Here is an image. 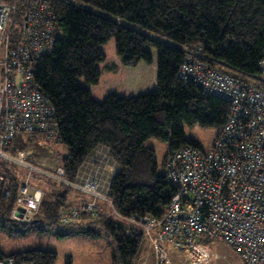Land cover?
Returning a JSON list of instances; mask_svg holds the SVG:
<instances>
[{
  "label": "trees",
  "instance_id": "obj_1",
  "mask_svg": "<svg viewBox=\"0 0 264 264\" xmlns=\"http://www.w3.org/2000/svg\"><path fill=\"white\" fill-rule=\"evenodd\" d=\"M71 1L50 0L55 44L50 54L34 60V82L54 107L55 145L66 147L61 166L67 180L75 181L93 160V153L100 147L106 149L107 160L116 170L108 196L117 214L100 219L81 214L77 222L61 224L60 211L75 205L70 196L73 189L49 181L34 218L16 221L10 214L21 174L16 165L0 162L4 177L0 181V224L18 232L53 229L59 237H104L112 264H139L145 248L143 230L126 218L161 216L175 193L157 170L155 151L145 141L156 137L169 142L166 164L174 150L198 145L185 138L184 124L199 123L219 129V134L230 111L223 98L181 79L180 67L191 51L197 54L194 59L223 69L240 82L261 79L264 0ZM154 61L152 90L118 92L126 68ZM46 137L39 131L21 132L6 150L14 155L16 150L47 144ZM8 257L15 264H54L57 253L30 249L7 254L0 248V259Z\"/></svg>",
  "mask_w": 264,
  "mask_h": 264
},
{
  "label": "built area",
  "instance_id": "obj_2",
  "mask_svg": "<svg viewBox=\"0 0 264 264\" xmlns=\"http://www.w3.org/2000/svg\"><path fill=\"white\" fill-rule=\"evenodd\" d=\"M54 36L50 0H0V162L26 170L10 214L16 221H31L42 203L43 189L30 182L34 174L93 197L62 209L61 224L77 222L81 214L100 219L107 215L106 204L112 208L98 169L69 181L61 165L39 169L33 150H16L14 155L6 150L21 132L58 138L54 107L35 84L33 73L34 60L53 51ZM195 55L189 51L179 77L226 100L227 121L210 150L186 144L170 153L163 174L175 193L161 216L132 215L126 220L142 228L153 264H203L208 255L195 246L216 240L233 247L243 264H264V53L258 63L262 78L247 82ZM106 166L115 171L108 161ZM0 264L15 262L8 257Z\"/></svg>",
  "mask_w": 264,
  "mask_h": 264
},
{
  "label": "rangeland",
  "instance_id": "obj_3",
  "mask_svg": "<svg viewBox=\"0 0 264 264\" xmlns=\"http://www.w3.org/2000/svg\"><path fill=\"white\" fill-rule=\"evenodd\" d=\"M126 74L128 76L117 88L118 92L136 94V91L139 90L147 92L153 89L152 85L154 83L149 74L145 73L146 77L144 80L146 79L147 83L145 81L141 82L136 72L129 70ZM150 80L151 82L149 83L148 81ZM114 86H116V83ZM124 89L130 91H124ZM183 130L187 140L194 141L205 151L213 147L219 131L216 128L201 126L199 123L192 125L184 124ZM47 139L51 143L38 144L29 148L33 150V158L37 161L38 168L44 170L47 168L54 169L61 165V160L66 153V147L55 145L56 140ZM145 145L154 149L157 170L163 173V170L165 171V159L169 152V142L156 137H150L145 141ZM89 163L92 164L93 160L91 159ZM16 167L19 174H21V181H23L26 178V170L19 164ZM16 175L18 176V174ZM30 179L32 185L42 188L43 191L48 187L49 180L37 174H34L33 177L31 176ZM72 194L76 193H70V196ZM75 197L78 200L81 198V195L76 194ZM105 207L107 215H116L109 204H106ZM85 236L87 237L88 235ZM76 238L69 236L59 237L53 229L43 233L30 228L24 232H18L14 228L12 230L10 226L4 227L0 224V248L7 254L30 249H44L57 253V259L54 264H66L67 259H70V264H112L111 248L104 237L88 236V239ZM143 247L145 248L140 255L139 264H153L152 250L146 241ZM195 248L203 250L208 255L206 262L203 264H243L241 256L233 247L223 241L200 242ZM173 256L175 258L179 257L176 252H173Z\"/></svg>",
  "mask_w": 264,
  "mask_h": 264
},
{
  "label": "crops",
  "instance_id": "obj_4",
  "mask_svg": "<svg viewBox=\"0 0 264 264\" xmlns=\"http://www.w3.org/2000/svg\"><path fill=\"white\" fill-rule=\"evenodd\" d=\"M129 70H131L132 72H136L137 73L136 75H139L138 76L139 80L141 82L145 81V83H147L146 79L144 80V78L146 77L145 73L149 74L152 77V81L154 83L152 85V87L155 86V78H156V62L155 61L152 64H145V63L142 62L136 68H126L125 69V71H127V72ZM136 75H133V76H136ZM127 76L128 75L126 74L125 77L121 80V82L119 84H121L125 80V78ZM148 82L150 83L151 80L148 81ZM139 91H137V92H139ZM91 158H93V163L92 164L90 163L87 167L82 168L80 174H83L85 177H87V175L93 174L98 169L99 170L100 180H101V183H102V188H103V186H106L109 183V181L111 180V178L113 177V175L115 173L113 168H109L108 166H106V162H107V159H108L106 149L103 148V147L98 148L93 153ZM72 193H76V194L81 195V198L78 199V200L75 197L76 194H72V196H71V202L75 203L77 205H80L82 203H85V202H88V201L92 200L91 196L83 194L81 192L77 193L76 191L74 192L72 190ZM69 237H77L76 239H88L87 238L88 236L86 237L85 234L72 235V236H69Z\"/></svg>",
  "mask_w": 264,
  "mask_h": 264
},
{
  "label": "bare ground",
  "instance_id": "obj_5",
  "mask_svg": "<svg viewBox=\"0 0 264 264\" xmlns=\"http://www.w3.org/2000/svg\"><path fill=\"white\" fill-rule=\"evenodd\" d=\"M221 70V69H220ZM229 74V73H228ZM231 75V74H230ZM233 76V75H232ZM237 81H239L238 79H236ZM240 82V81H239ZM228 118V117H227ZM226 121H227V119H226ZM226 123V122H225ZM224 123V124H225ZM111 181V180H110ZM110 181H109V183L106 185V186H103V190H106V188H108V190H109V185H110ZM108 190H107V194H108Z\"/></svg>",
  "mask_w": 264,
  "mask_h": 264
},
{
  "label": "clouds",
  "instance_id": "obj_6",
  "mask_svg": "<svg viewBox=\"0 0 264 264\" xmlns=\"http://www.w3.org/2000/svg\"><path fill=\"white\" fill-rule=\"evenodd\" d=\"M30 150H32V149H30ZM108 161V160H107ZM116 171V170H115Z\"/></svg>",
  "mask_w": 264,
  "mask_h": 264
},
{
  "label": "water",
  "instance_id": "obj_7",
  "mask_svg": "<svg viewBox=\"0 0 264 264\" xmlns=\"http://www.w3.org/2000/svg\"><path fill=\"white\" fill-rule=\"evenodd\" d=\"M22 211V210H21Z\"/></svg>",
  "mask_w": 264,
  "mask_h": 264
}]
</instances>
